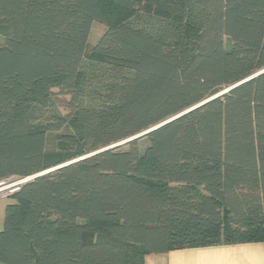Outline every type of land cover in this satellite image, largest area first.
Wrapping results in <instances>:
<instances>
[{"label":"trees","instance_id":"obj_1","mask_svg":"<svg viewBox=\"0 0 264 264\" xmlns=\"http://www.w3.org/2000/svg\"><path fill=\"white\" fill-rule=\"evenodd\" d=\"M94 23L105 31L87 58ZM263 70L264 0H0V182L120 144ZM50 135L76 154L47 153ZM8 198L0 264L264 244V73Z\"/></svg>","mask_w":264,"mask_h":264},{"label":"crops","instance_id":"obj_2","mask_svg":"<svg viewBox=\"0 0 264 264\" xmlns=\"http://www.w3.org/2000/svg\"><path fill=\"white\" fill-rule=\"evenodd\" d=\"M144 264H264V244H231L147 255Z\"/></svg>","mask_w":264,"mask_h":264},{"label":"rangeland","instance_id":"obj_3","mask_svg":"<svg viewBox=\"0 0 264 264\" xmlns=\"http://www.w3.org/2000/svg\"><path fill=\"white\" fill-rule=\"evenodd\" d=\"M105 31V28L100 23H94L91 29L89 41H88V47H87V58H89L91 55V49L93 46L97 43L98 39L101 37L103 32ZM57 98L61 102H69L70 97L69 96H60L56 94ZM60 111L62 114H66V111L61 108ZM47 153H50V155L54 154V156L58 159L69 157L70 155L73 156V154H76L75 150H72L70 148H67L66 146L58 143L55 139L54 135H50L48 139L47 144ZM10 180V179H9ZM3 182V181H2ZM1 183V182H0ZM13 182L7 183L5 186L6 189L2 190L0 193V231L3 229V222H4V215H5V208L8 204L13 203V200H11L9 197L10 195V189L8 188Z\"/></svg>","mask_w":264,"mask_h":264},{"label":"water","instance_id":"obj_4","mask_svg":"<svg viewBox=\"0 0 264 264\" xmlns=\"http://www.w3.org/2000/svg\"><path fill=\"white\" fill-rule=\"evenodd\" d=\"M262 73H264V70L261 71V72H259V73L256 74L255 76H253V77H251V78H249V79H247V80H244L243 82H240V83H238V84H236V85L230 87L229 89L225 90L224 92H222V93H220V94H218V95H216V96H214V97H212V98H210V99H208V100H206V101H204V102L198 104L197 106H195V107H193V108H191V109H189V110H187V111H185V112H183V113H181V114H179V115H177V116H175V117H173V118H171V119H169V120H167V121H165V122H163V123H161L160 125H158V126L152 128V129H150V130H148V131H146V132H143V133L140 134V135H137V136H135V137H133V138H131V139H128V140H126V141H124V142H122V143H120V144H117V145H114V146H111V147L105 148V149L100 150V151H98V152H95L94 154H97V153H100V152H102V151H106V150L112 149V148L117 147V146H121V145H123V144H125V143H127V142H130V141L135 140V139H137V138H140V137H142V136H144V135H147L148 133H150V132H152V131H154V130H156V129H158V128H160V127H162V126H164V125H166V124H168V123H170L171 121H173V120H175V119H177V118H179V117H181V116H183V115L189 113L190 111H192V110H194V109H196V108H198V107L204 105L205 103H207V102H209V101H211V100H213V99H215V98H217V97H219V96H221V95L227 93L228 91L234 89L235 87H237V86H239V85H241V84H243V83L249 81L250 79H252V78H254V77H256V76H258V75H260V74H262ZM94 154H91V155H94ZM91 155L81 157V158H79V159H76V160H74V161H72V162H69V163H67V164H64V165H62V166H59V167H56V168H54V169H51V170L45 171V172H43V173L37 174V175L33 176V178L39 177V176L44 175V174H46V173H48V172L54 171V170H56V169H59V168H61V167L67 166V165H70V164H72V163H76V162L81 161V160H83V159H85V158H87V157H89V156H91Z\"/></svg>","mask_w":264,"mask_h":264},{"label":"built area","instance_id":"obj_5","mask_svg":"<svg viewBox=\"0 0 264 264\" xmlns=\"http://www.w3.org/2000/svg\"><path fill=\"white\" fill-rule=\"evenodd\" d=\"M32 179H34L33 176L32 177H27V178H24V179H20V180L10 179V180L3 181V182L0 183V193L2 192V190L6 189L5 188L6 187L5 185L7 183H9L10 181L13 182L8 187L10 189L9 192H10V195H11V194L17 192L23 184L31 181Z\"/></svg>","mask_w":264,"mask_h":264}]
</instances>
